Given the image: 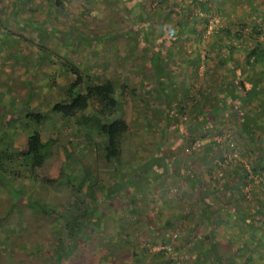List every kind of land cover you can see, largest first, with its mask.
<instances>
[{"label": "rangeland", "instance_id": "obj_1", "mask_svg": "<svg viewBox=\"0 0 264 264\" xmlns=\"http://www.w3.org/2000/svg\"><path fill=\"white\" fill-rule=\"evenodd\" d=\"M58 1L64 10L58 9L53 0H0V128L3 130L0 136H4L1 139L11 141L16 146L23 144L26 131L20 125L21 117L17 115L19 107L25 101L31 108L50 113L49 104L61 96L67 85L66 70L62 65L71 63L79 67L82 74L90 77L91 82L95 78L109 76L118 83L126 81L137 88L133 108L126 116L130 121L129 142L136 147L131 161H135L136 166L155 156L160 157V162H163L162 157L168 159V153L172 152V157L178 159L171 164L174 169L180 171L184 165L193 171L195 168L199 173L200 184L201 180L209 184L203 194L204 200L201 201V194L191 187L189 191L181 193L177 178L165 185L163 181L171 176L164 171L162 177L158 178L156 171L161 169L154 167L147 174L149 181L142 188L136 189L129 185L131 193L122 190L121 200L118 197L111 199L108 211L103 213L99 224L91 230V241H82L73 248L71 254L65 258L66 264H116L119 258L125 262L134 257V254L141 255L142 259L130 260L128 264H162L167 256L175 264H201L206 259V264H239L236 261L240 257L235 256L233 249H228L227 238L235 236L244 240V236L240 235L243 234V227L232 221L231 225H227L224 214L226 209L230 211L236 203L243 206L242 208H252L250 185L240 189L241 180H236L233 174L235 163L224 167L217 165L222 149L225 148V141L222 139L217 146L212 142H215L217 131L227 134V142L229 140L234 144L237 160L245 168L249 167L246 159L248 145L242 140L234 118L222 119L214 125H208L207 121L194 125L195 112H199L201 91L211 86L218 70L223 74L231 71L227 72L226 66L211 60L214 57L212 48L220 44L219 37L225 42L228 40L224 28L232 27L225 26V14L222 11L212 12L213 16L207 26H196L198 29L204 27L203 32L199 33L201 43L197 47L190 41L193 38H182L179 26H171V32H163L172 64L171 67L168 66V74L175 81L178 80L173 88L176 112L168 110L170 108L167 100L161 92L164 86L158 83L148 62V53L154 48L153 44L162 40L161 32L156 34L157 37L153 35L159 29V21L166 16V8L155 4L156 0ZM228 2L229 0L223 1L225 10ZM240 2L242 0H236L235 10L230 13V18L243 24L251 19V13ZM139 18L153 22V26H133ZM27 22L36 26H25ZM260 22L261 28H264V19L261 18ZM137 27L138 41L131 38ZM249 28L250 26L240 28L241 34L244 35ZM142 30L152 38L145 39L146 35ZM59 32L69 35L65 44L62 37H59ZM196 34L190 35L195 37ZM176 37L179 39L175 40ZM262 37L264 38V33ZM138 42L140 46H137ZM212 42L217 46L210 47ZM143 43L146 44L148 53L141 48ZM160 45L161 42L158 46ZM241 52L240 48L235 47L231 56L235 60L239 59ZM206 53L211 54V57L197 68L187 63L188 73L176 70V61L180 60V56H203ZM229 54V51H225L223 57ZM161 82L166 83L168 80ZM186 87L189 88L187 96L178 95L177 91L180 93ZM215 100L214 95L205 97L206 110ZM227 108L224 107L217 118L229 116L225 114V110H229ZM39 133L44 140L58 133L68 139L70 145L66 143L60 147V159H66L68 166L78 168L76 172L79 177L82 176L84 167L95 173L99 180L95 183L97 188L94 187L96 196L102 193V187L109 186L110 169L102 164L101 136L91 133L86 138L74 129L70 120L56 114H50V118L39 128ZM193 142H198V147L191 148ZM263 142L262 136L257 144ZM131 161L128 160L122 168L125 173L135 168ZM262 176L264 178V174ZM250 178L251 175L248 176V181ZM18 187H24L25 193L21 192L18 200L14 202L16 207H13L10 189ZM47 188L49 186L31 183L29 180H14L9 187L0 186V216H4L3 223L0 224V264H48L57 236V225L50 216L36 213V204L30 206L31 210L22 198L26 196L30 201L42 203L47 210L63 212L67 198L60 195L57 189ZM83 189L86 197L91 199L94 193L91 191L92 187L85 184ZM239 189L244 192L245 200L237 195ZM210 190L213 191L211 195L208 194ZM130 198L133 200L131 204L128 202ZM161 198L165 199L166 205L162 206L157 202ZM7 199L9 204H6ZM3 203L7 206H3ZM207 203L211 206L205 205ZM94 205L91 202V206ZM10 207V211H4ZM101 210L102 205L97 206L94 214L99 215ZM208 214L212 215V221L215 217L220 218V225L212 234L211 226L207 224ZM114 239L116 241L111 242ZM211 240L215 241V249L221 252L220 260H216L209 249ZM240 240H232V244L241 242ZM26 245L29 247L28 253L24 252ZM168 246L172 248L167 250ZM159 251L162 254L158 255ZM256 252L250 250L251 264L260 261ZM263 262L260 261V264Z\"/></svg>", "mask_w": 264, "mask_h": 264}, {"label": "trees", "instance_id": "obj_2", "mask_svg": "<svg viewBox=\"0 0 264 264\" xmlns=\"http://www.w3.org/2000/svg\"><path fill=\"white\" fill-rule=\"evenodd\" d=\"M223 1L156 0L155 4L166 8V16L159 21L157 25L159 29L153 35V37H157L156 34L161 32L162 40L153 44V47L156 48L150 49V53L146 51V44L143 43L141 48H144V51L148 53V62L158 80L159 76H162L159 71H164L163 60L168 56L163 32H171L169 27L179 26L182 31V38H193L191 39L192 41L194 40L193 45L197 47L201 43L199 33L203 32L204 27L198 29L196 26H207L210 17L213 16L212 12L222 11L227 22L225 26H232L224 28V34L227 35L228 39L227 42L219 37L218 41L220 44L218 46L214 42L209 44V46H217L212 48L213 56H219L217 63L222 66L234 64L235 58L231 54H233L235 47L242 50L241 57L236 59V64L232 68L234 70L227 75H223L225 81L220 86H226L227 90L229 89V98L231 100L237 99L239 102V107L230 112L229 116L232 119L234 118L233 120L242 134V140L248 145L246 159L249 162V167L245 168L239 159L231 163H235L233 172L236 180H241L240 189L247 184L250 185L249 193L251 194L250 202H252V208H242L243 206L236 203L230 211L225 210L224 222L227 225H231L230 222L232 221L243 227V234L240 235L244 236V240L235 238V236L227 238V247L228 249H233L236 257H240V260L236 262H239V264H251L249 255L251 249L257 251L258 260L264 261V178L262 176L264 174V142L257 144V141L262 136L264 137V38L262 37L264 28L260 26V19H264V3L262 4V1L260 6L255 7L254 0H242L240 3L248 7L251 19L247 23L238 24L235 18H230V13L235 10L234 4L236 0H229L226 10L223 7ZM53 2L58 6V9L64 10L58 0H53ZM129 2L127 1V3ZM175 7H178V10H175ZM135 16H138V13H135ZM25 26L36 25L27 22ZM133 26H153V22L139 18L134 22ZM248 26H250L249 30L242 35L240 28H247ZM185 29L186 32H184ZM138 30L137 27L131 36L133 40L138 41ZM190 32L197 34L194 37L190 35ZM59 33V37H62L61 40L65 44L69 35L66 36L61 32ZM142 33L146 35L145 39L152 38L148 37L145 30H142ZM72 38L71 40L73 41ZM178 39L176 37L175 40ZM160 42L161 45L158 46ZM244 42H247V44H244ZM137 46H140L139 42ZM225 51L230 53L227 57H223ZM208 57H211V54L206 53L201 58L197 56V63H194V67L197 68L198 65L205 63ZM62 66L66 70L67 85L61 96L52 100L49 104L50 113L41 112L34 107L31 108L25 101L19 107L17 115L21 117L20 125L26 131L23 144L16 146L11 141L1 139L4 136H0V186L9 187L11 181L14 180H29L31 183L49 186L47 189H57L60 195H64L67 198L64 203L65 210L56 213L53 210H47L42 203L38 204L30 201L26 196H21L30 209L32 204H36L37 207L35 208L37 211L35 212L50 216L52 221L56 223L55 225H57L55 228L57 236L54 239L53 251L49 256L48 264H66L65 258L71 254L73 248L82 241H91V230L96 228L103 213L108 211L112 203L111 199L118 197L121 200L123 198L122 190H127V193H131L129 185L136 189L142 188L149 181V176L146 178L147 174L151 173L154 167L161 169L166 166L168 159L171 160L169 156L168 159L162 157L163 162H160L161 160L158 156L149 157L145 162L137 166L134 163L135 161H131L135 156L136 147L129 142L130 121L126 116L132 110L133 103L136 100L137 88L135 85L126 81L118 83L109 76L95 78L94 82H91L90 77L82 74L79 67L71 63L63 64ZM174 84L175 81L169 78L168 84H164V86L166 85L164 89L172 88L171 90H173ZM155 85L157 87V81ZM235 91L238 92L237 96L233 94ZM184 96H187V94H184ZM165 98H168L167 95ZM219 104L208 112L199 111V115L194 117V125H198L200 121H207L208 125H214L224 119L226 116L221 119L217 118L222 110L219 108L224 107L220 101ZM250 107H253V109H250ZM50 114H56L65 120H70L74 129L81 132L86 138L90 137L91 133H94L103 139L101 149L102 164L109 167L111 181L108 187L100 189L102 193L98 196L95 195L94 187L96 186L95 188H97L95 183L99 180L93 171L88 167H84L82 169L83 174L79 177L76 172L78 168L70 167L67 165L66 159H60V147L69 143L68 139L62 133H58L54 137H48L45 140L41 138L39 128L50 118ZM208 115L212 117L209 118ZM1 132H3L2 128H0ZM217 132L218 135L221 134L220 131ZM227 139L224 143L225 148H227ZM212 144L217 146L215 142H212ZM78 155L81 154L79 153ZM127 159L134 163V167L137 170L133 168L128 173L122 170L128 161ZM236 167L238 171L235 169ZM157 173L156 171V175ZM250 175L251 178L248 181V176ZM57 184L58 186L56 187ZM85 184L87 187H92L91 191L94 193H92L91 199L86 197L83 189ZM240 189L237 191V195L245 200V194ZM10 191L11 203L13 204L18 200L21 192L25 193L24 187L12 188ZM91 202L95 204L93 207ZM128 202L129 204L133 203L132 198L128 199ZM6 204H9L8 199ZM6 204L3 203V206L6 207ZM100 205H102L103 210H101L99 215L94 214L96 207ZM13 207H16L15 204ZM10 209L11 207L4 211H10ZM217 210L215 209V211ZM210 216L212 215H207V224L211 226L212 234L213 230H216L220 225V218L215 217L212 221ZM3 219L4 216H0V224L3 223ZM52 227L54 229V225ZM109 235L112 236V233ZM232 240H235L234 242L240 240L241 242L234 243V246ZM115 241L114 239L111 242ZM209 243L208 246L213 257L216 260H220L221 252L215 249V241L211 240ZM28 249L29 247L26 245L24 252L28 253ZM159 252H157L158 255L162 254L161 251ZM135 259L139 261L142 257L134 254V257L130 258L133 261ZM130 260L123 262L119 258L116 264H126V262L128 264ZM260 261L256 264H260ZM206 263L207 259L201 264ZM162 264H175V261L168 259L167 256Z\"/></svg>", "mask_w": 264, "mask_h": 264}, {"label": "crops", "instance_id": "obj_3", "mask_svg": "<svg viewBox=\"0 0 264 264\" xmlns=\"http://www.w3.org/2000/svg\"><path fill=\"white\" fill-rule=\"evenodd\" d=\"M263 1V2H262ZM260 2H262V4L264 3V0H258V2H256V1H254V6L256 7V6H260ZM243 7H246V6H243ZM247 9H248V7H246ZM249 12V11H248ZM191 41V43H192V45H193V42H194V40L192 41V40H190ZM194 47H195V45H193ZM196 55V54H195ZM194 54H193V56H191V57H189V56H180L179 57V59L180 60H177L176 62V70H178V71H182V72H186V73H188V71H189V68H187V63H191V64H193L194 65V63L196 64L197 62L195 61V57H196V59H197V56H195ZM218 57L219 56H214L213 57V59H212V62L214 63H216V64H218L217 62H218ZM198 58H201V56H198ZM173 59V58H172ZM175 59V58H174ZM237 59V58H236ZM170 60V57H168V56H166L165 58H164V60H163V62H164V64H163V68H164V71L162 72L161 70L159 71V74H161L162 76H159V79L157 80L158 81V83H161V84H163V86H164V84H168V82H166V83H162L161 82V80L162 81H164V79H167V78H164V77H167V76H169V78H171V80H174L173 79V77H171L168 73V71L170 70V68L168 67V66H172V64H170V62L171 61H169ZM185 60V63L183 64L182 62ZM200 60V59H199ZM235 64H236V60H235V62H234V64H231L230 66L228 65H224V66H226L227 68L225 69L226 71L228 70H231L230 71V73L232 72V70H234V69H232L233 68V66H235ZM194 67V66H193ZM193 67H192V72H193ZM174 69V68H173ZM221 70H218L216 73H217V75H216V77L214 78V80H213V82H212V84H211V86L209 87V88H206V89H203L200 93H201V95H200V97H199V108H198V111H201V110H203V111H205V112H208L209 110H211L210 108H214L216 105L218 106V105H220L219 104V101H220V99H221V101L220 102H222L223 103V105H224V107H226L227 108V106H228V108H229V110H225V112H226V114L227 115H229L230 114V112H233V110L237 107H239V102L237 101V99L236 100H231L230 98H229V89L227 90V88L226 87H224V86H220V84H222V82L224 83V77H223V73L222 72H220ZM227 71V72H228ZM227 75V74H226ZM218 76V77H217ZM160 77H161V80H160ZM210 77V76H209ZM169 78H168V80H169ZM175 81V80H174ZM177 82H178V80H176ZM175 81V84H174V86L177 84V82ZM164 87H166V85L164 86ZM163 87V88H164ZM169 88V87H168ZM177 88V87H176ZM221 88H222V90H221ZM172 88H169V89H164V90H162L161 92L163 93V95H164V99L165 100H167L166 101V103L168 104L167 106L170 108V109H168V110H171V111H176V109H177V107H175V104H174V102H176V99L174 98V95H175V92L173 91V90H171ZM188 87H186V88H184V91H182V92H178L177 91V93H178V95H181V94H187V92H188ZM172 92H171V91ZM227 91V92H226ZM171 92V93H170ZM170 93V94H169ZM226 93H228V95H226ZM230 93H233V92H230ZM219 94V95H218ZM234 96H237V94H238V92L237 91H235L234 93ZM166 95H167V99L165 98L166 97ZM207 95L209 96V95H214V96H216V100H215V102H213V104H212V106L210 105V108L209 109H207L206 110V103H205V97H207ZM180 104H181V102H179ZM179 104V105H180ZM174 105V106H173ZM172 106V107H171ZM220 107V106H219ZM224 107H222V108H219L220 110L222 109L223 110V108ZM191 109H192V107H190ZM227 108V109H228ZM221 110V111H222ZM229 111V112H228ZM196 113V114H195ZM194 114L195 115H199V113L200 112H198L197 113V111L195 112ZM235 114V113H234ZM209 116V118L210 117H212L211 115H208ZM226 118H232L231 116H226L224 119H226ZM222 121V120H221ZM215 122V121H214ZM208 123V122H207ZM209 124H211V123H209ZM213 124V123H212ZM172 152H171V154H169L168 153V155H169V157L170 158H172L171 160H168V163L166 164L167 166H165V167H162L161 168V170H163V169H165V170H163L162 172H164V173H167V174H169L168 176H171V178H167V179H165L164 181H163V183L166 185V184H170L171 182H174V180H175V178H177L178 180H179V185H180V190H181V193H183V192H186V191H189L191 188H193L194 190H196L197 191V193L199 194H201V195H199V198H200V200L201 201H203L204 200V195L203 194H205V192H206V186L208 185L209 186V184H205L202 180H201V182L203 183H201L200 184V178H199V173L197 172V170L194 168V171L191 169V168H189V166H187L186 167V165H184L183 166V168H182V170L180 169V171L177 169V168H175L174 169V167L171 165V164H174V162L175 161H173V160H178V159H176L174 156L172 157ZM199 158H202V157H199ZM204 159V158H203ZM180 162V164L182 163V161H179ZM178 163V162H177ZM180 167V166H179ZM159 169V168H158ZM161 170H159V172L157 173V177L158 178H161L162 177V172L160 173V171ZM199 171V170H198ZM177 173L179 174V175H177ZM233 174H235L234 172H233ZM178 176V177H177ZM186 176V177H185ZM158 182H161V181H159V180H157ZM180 182H182V184H180ZM162 183V184H163ZM158 184V183H157ZM191 187V188H190ZM198 188V189H197ZM216 191V190H215ZM212 192L213 191H209V195H211L212 194ZM217 192H218V190H217ZM216 192V193H217ZM181 193H180V196H181ZM158 203H160V205H166L165 203H166V201H165V199H163V198H161V200H159V201H157ZM201 204H202V202H201ZM205 205H208V206H211V204H209V203H207V204H205ZM205 205H203V206H205ZM161 206V207H162ZM192 226V225H191ZM208 226V225H207ZM192 229H193V227H191ZM214 231H216V230H214ZM208 233H209V231H208Z\"/></svg>", "mask_w": 264, "mask_h": 264}, {"label": "built area", "instance_id": "obj_4", "mask_svg": "<svg viewBox=\"0 0 264 264\" xmlns=\"http://www.w3.org/2000/svg\"><path fill=\"white\" fill-rule=\"evenodd\" d=\"M227 138H228L227 134L226 135L219 134V135L214 137V141L216 143H220V141H222V139H223V141H225ZM198 145H199L198 142H193L191 148H194V147L196 148V147H198ZM185 151H188V148H185ZM237 158H238V154H237V151L234 147V144L232 142H229V140H228L227 148L222 149V154H221V156L217 162V165L223 166V167L230 165L231 162H233ZM254 182H256V181H254ZM173 236H175V235H173ZM170 249H171V247L168 246L167 250H170Z\"/></svg>", "mask_w": 264, "mask_h": 264}]
</instances>
